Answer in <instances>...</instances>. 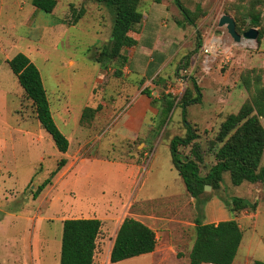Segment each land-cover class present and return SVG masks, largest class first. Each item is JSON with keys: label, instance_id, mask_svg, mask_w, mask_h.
Here are the masks:
<instances>
[{"label": "rangeland", "instance_id": "374dc122", "mask_svg": "<svg viewBox=\"0 0 264 264\" xmlns=\"http://www.w3.org/2000/svg\"><path fill=\"white\" fill-rule=\"evenodd\" d=\"M56 1L53 12L45 14L33 8L31 0H0V213L3 217L1 210L12 209L21 216L8 217L4 221L0 241L1 238L12 239L9 243L14 245L21 244L23 239L32 240V244L44 239L42 247L46 264H59L62 223L58 217L49 215L51 206L48 196L46 202L39 204L36 201L41 194L32 199V192L55 169L57 159L54 153L58 155V152L45 132L47 143L37 144L35 138L29 136L41 128L31 101L24 95L6 63L22 53L40 73L53 120L60 132L70 140L68 154L73 164L82 158L97 160L87 165L88 168L78 176L77 189L80 196L91 195V198L102 203L85 205L83 200H75V192L69 191L66 196L74 200H70L66 206L64 203L57 205L62 209L64 215L61 217L65 220L70 218V212L100 219L95 264H110L108 252L115 230L124 218L145 221L158 236V244H169L166 264L186 262L195 237V220L214 224L234 219L226 207V203L233 198L257 204L258 214L255 220L241 218L238 221L243 240L235 264L264 263L263 185L243 183L236 187L231 184L229 174L224 173L219 190L205 192L211 198L201 211L172 167L169 152L171 139L186 136V121L197 135L196 143L203 159L199 165L200 174L203 176L215 162L214 152L219 147L215 137L220 124L228 115L237 113L251 97L256 75L260 76L257 86L264 87V0L256 7L261 19L257 27L251 26L250 18L246 17L250 0H180L184 7L198 16L193 26L183 21L173 0H159V3L141 0V11L149 16V22L152 21L156 29L165 31L159 26L161 23L179 34L176 43L168 45L170 51L165 56L172 54L170 58L173 61L160 75L162 84L168 81V75L171 81L175 80L174 72L182 59L193 52L186 71L189 78L198 83L201 91L200 102L188 107L185 116L179 108V99L172 96L174 108L165 117L163 125L157 106H153L156 116L148 113L146 119H153L149 127L152 128L151 139L155 140L154 143H145L142 137L136 140H112L106 135L107 124L102 122L105 120L93 119L88 124L78 125L86 107L101 106L96 114L112 112L117 116L122 112L127 103V85L122 78L115 77L116 63L94 62L95 55L110 39L113 26L110 10L93 0ZM80 10L84 13L74 24L73 20ZM222 15L232 19L237 17L242 32L239 35L253 28L257 30L258 37L235 43L225 27L218 26ZM57 21L60 23L55 26ZM197 36L201 38V47L195 51ZM205 46L208 54L203 52ZM184 71L181 69L178 77ZM247 71L250 73L248 76ZM245 76L252 81L250 93L242 87ZM189 78L186 86L190 87ZM132 80L136 85L140 77ZM168 86L174 90L179 87L174 81L161 88L164 90ZM137 115L141 116L142 113L137 111ZM260 121L264 127V117ZM143 131L148 135L145 127ZM180 152L189 155L190 146L180 148ZM112 157L131 171L130 179L125 178V172L118 176L109 168L111 166L106 161ZM59 190L67 189L62 183L57 188ZM38 211L42 221L29 220ZM2 254L5 255L0 251V256ZM116 264L149 262L147 258L135 257Z\"/></svg>", "mask_w": 264, "mask_h": 264}, {"label": "trees", "instance_id": "16d2710c", "mask_svg": "<svg viewBox=\"0 0 264 264\" xmlns=\"http://www.w3.org/2000/svg\"><path fill=\"white\" fill-rule=\"evenodd\" d=\"M110 10L113 17L108 44L102 48L94 57V62L102 64L104 61L117 64L115 77L122 78V69L128 62V50L137 46V41L131 36L137 33L143 20V12L140 9L141 0H93ZM159 3V0H155ZM183 21L193 26L198 18L196 13L191 12L180 0H173ZM246 17L250 18V25H260V13L256 7L263 0H250ZM56 0H31V6L39 12L51 14L56 7ZM84 11L80 10L75 16L73 23L81 19ZM236 32L242 33L238 27L239 20L233 18ZM262 38L260 33L259 39ZM201 47V38L197 36L195 51ZM194 51V52H195ZM193 52L187 54L176 69L175 78L181 69L188 68V62ZM9 69L16 77L24 95L31 101L35 116L41 129L49 135L55 148L61 154H65L69 148L68 139L56 126L42 79L35 65L22 53L16 54L6 62ZM248 76V71L245 72ZM243 77L242 87L250 93L252 81L249 77ZM190 79V87L187 85L179 99V108L185 116L186 109L191 105L198 104L201 91L198 83ZM260 76L254 77V91L251 97L245 101L235 114L228 115L219 126L215 137V143L219 147L214 152V164L202 176L200 164L203 162L196 143L197 135L184 121L187 127L185 137H174L169 141V152L171 164L178 176L181 178L187 194L192 198L197 209L203 211L211 196L204 191L205 186L211 187L212 191H218L222 182L223 174L228 173L233 186L243 183L262 184L264 187V168L260 167L264 153V127L260 118L264 117V87L257 86ZM142 85L140 83L139 87ZM141 93L150 97V89L144 88ZM172 95H163L161 101L152 100V106H157L162 125L165 117L174 108ZM159 103V105L157 104ZM101 109L86 107L83 109L80 123L88 124L94 119L95 114ZM190 146V154L183 155L180 148ZM66 159L60 158L55 169L48 177L39 184L32 199L35 200L41 192L51 184V180L65 166ZM41 166V165H40ZM42 170V167H40ZM40 170V171H41ZM35 177V176H34ZM226 207L234 217L243 211H254L256 205L240 199L233 198L226 203ZM8 210V209H7ZM15 211V210H8ZM16 212V211H15ZM2 214L0 213V220ZM195 237L193 245L188 254L189 264H232L242 241V231L235 219L214 224H202L201 219L195 220ZM101 230V221L98 219H67L62 222L61 246L59 253V264H94L96 251V240ZM157 240L154 231L143 223L132 218H124L116 232L110 254V264H116L124 260L147 255L154 252ZM252 264H264L254 261Z\"/></svg>", "mask_w": 264, "mask_h": 264}, {"label": "crops", "instance_id": "0c3cea01", "mask_svg": "<svg viewBox=\"0 0 264 264\" xmlns=\"http://www.w3.org/2000/svg\"><path fill=\"white\" fill-rule=\"evenodd\" d=\"M149 19H150L149 16L143 15V20L138 29V32L131 34V36L137 41V46L128 50V54H127L128 62L126 66L122 69V73H123L122 79L124 80V82H126L127 86L125 90H127L128 92V93L127 92L125 93L126 95L125 101H127L126 105L124 106L122 112H119L117 116H114V113L112 112L111 113L100 112L99 114H96L94 116V121L95 120H100V121L105 120L102 122H105V124H107L106 135L112 140H116V139L118 140L120 139L119 141H121L122 139L123 140H129V139L136 140L142 137L144 138L145 143H148V141H150L151 143H154L155 140L151 139V137H153V133L150 131L152 130V128L149 127V122H153V119L151 118L146 119L148 118V113H150L152 116H156L157 114L155 111L156 109L152 106V100L160 102L163 95H169L170 85L168 86L167 89H164V90L162 89L163 88L162 86H164L166 83L172 84V82L176 80V78L174 77L175 80L171 81V78H169L170 76L168 75L166 76L168 77L167 79L168 81L165 84H162V78H160V75L163 73L166 66L171 64V62L173 61L170 58L172 54L168 56H165V55L168 50L170 51L168 47L169 43L170 44L176 43L175 40H178L179 34L174 31H171L169 28L166 27L165 24L162 26L161 23L159 26H161L165 31H159L158 29L154 27V25L152 24V21L149 22ZM56 23L57 24H55V26L59 25L60 22L57 21ZM162 53L164 54L162 55ZM153 64H155L154 67H152ZM150 67L152 68L149 72L148 70ZM175 73H176V70L174 72V75ZM136 77H140V81L136 85H134V83L136 82L132 79ZM140 83H142V85L139 87ZM144 88L150 89V97H147L141 93V91ZM98 104L101 105L102 103L98 102ZM157 104L159 105V103ZM95 108L96 106L93 107V109ZM137 111H140L142 115L138 116ZM79 123H80V119L78 120V125ZM194 125H197V123H195ZM144 127L147 129L148 135L146 131L145 132L143 131ZM43 132L44 131L42 129H38V131L35 134H30L29 136H33L37 144H40L42 142L47 143L49 141L45 135L46 133L44 134ZM47 136L49 137L48 134ZM68 142H69V147H70V140H68ZM49 145H50V148H52L51 143H49ZM68 152H69V148L65 154H61L58 152V155H57L56 153H54V157L57 160L62 157L65 158L66 164L58 172V174L52 179V182H51L52 185L50 187L49 186L46 187L44 191L41 193L40 197H38L36 201L38 202V204L41 203V201L46 202L47 201L46 197L48 196L49 198L48 203L51 206L49 215L58 217V221L60 223H62L65 219H62L61 216L64 215V213L62 209L59 208L58 206L60 204L63 205L62 203H64V205L66 206L68 205V203H70V200L71 201L74 200V199H71L70 197H67L66 192H69V191L75 192L77 195V198L75 200L76 201L83 200L85 205L93 206V205H99L100 203H102L101 200L91 198V195L90 196L87 195L84 197L80 196V194L78 193V189H77V184L79 183L78 176L82 175V172L86 170V168H88L87 165H92V163L97 162V160L91 161L90 159L82 158V160H79L80 162H75L73 164V161L71 160V157L69 156ZM40 159L42 158L40 157ZM116 159L117 158L112 157L111 160L106 161V163L110 164L109 166H111L109 168L111 170H114L117 173V175L119 174L118 176H121L123 172H125V178L130 179L131 171L130 172L127 171L126 166L120 163ZM263 161H264V153L262 155V159L260 162L261 168H264V166H262ZM33 177L30 179V181L33 179ZM30 181L28 182V184L30 183ZM62 183L67 190L57 191V188L60 185H62ZM1 212H3L4 215L2 219L0 220V234H1L2 227L4 226L3 223L8 217L21 218V216L15 211L1 210ZM66 213L69 214V211H67ZM76 214L78 213L70 212V218H66V219H93L95 218V219L100 220L98 217H92V216L91 217L90 216L81 217ZM257 217H258V214H257V204H256L254 211H248V210L243 211L240 213L239 216L235 217L234 219L238 222L241 218H246V219L252 218V220H255ZM35 219H37L38 221H42L39 211L36 214L34 213L33 217H31L29 220H35ZM134 220H137L143 223L144 225H146L153 231L151 225H148L145 221L138 220V219H134ZM202 224H209V223H206L203 221ZM119 226L120 224L115 230V235H116V232ZM239 228L240 230L242 229L240 224H239ZM38 237L41 239L40 235H38ZM114 238H113V241H114ZM11 240L12 239L1 238L2 242L0 241V251H3L5 255L2 254L0 256V264H46L44 253H43L44 248L42 247L43 246L42 241L45 243L44 239H42L41 241L36 240L33 244H32V240L23 239L21 244L16 243L14 245L12 243L11 244L9 243ZM156 240L158 241V236H156ZM161 243H162V240H161ZM168 245L167 244L162 245V244L157 243L154 252L147 254V255H142L139 257L147 258V261L149 262V264H166L167 261L165 260V255L168 254L167 253V249L169 248ZM110 250L108 252V261H109ZM94 261H95V255H94ZM235 263L236 262L234 259L232 264H235ZM174 264H188V260L186 259V262L184 261L181 263L175 262Z\"/></svg>", "mask_w": 264, "mask_h": 264}, {"label": "water", "instance_id": "95a60500", "mask_svg": "<svg viewBox=\"0 0 264 264\" xmlns=\"http://www.w3.org/2000/svg\"><path fill=\"white\" fill-rule=\"evenodd\" d=\"M219 27H225L227 34L232 38L235 43H239L241 39L245 40H255L258 37V32L256 29H249L244 32L242 35H239L235 29L234 20L228 15H222L218 21ZM211 190V187L205 186L204 191L208 192Z\"/></svg>", "mask_w": 264, "mask_h": 264}, {"label": "built area", "instance_id": "2783aa9c", "mask_svg": "<svg viewBox=\"0 0 264 264\" xmlns=\"http://www.w3.org/2000/svg\"><path fill=\"white\" fill-rule=\"evenodd\" d=\"M203 52L205 54H208L207 46L204 47ZM189 78L188 72L185 70L180 77L176 78L175 82L179 87H177V90H174L173 88L169 87V94L172 95L174 98L178 99L181 96V93L183 92V89L185 88L187 81Z\"/></svg>", "mask_w": 264, "mask_h": 264}]
</instances>
